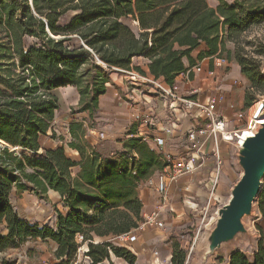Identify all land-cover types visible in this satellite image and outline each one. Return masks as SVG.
I'll list each match as a JSON object with an SVG mask.
<instances>
[{
	"label": "trees",
	"instance_id": "16d2710c",
	"mask_svg": "<svg viewBox=\"0 0 264 264\" xmlns=\"http://www.w3.org/2000/svg\"><path fill=\"white\" fill-rule=\"evenodd\" d=\"M216 1L210 8L206 0H0V225L7 230L0 235V253L49 240L61 264H72L83 244L89 264H112L111 257L135 263L126 248L94 238H117L138 227L139 188L162 171L166 159L134 130L93 147L75 126L68 148L76 158L63 146L45 147L60 109L58 90L73 87L75 113L93 119L111 69L145 77L140 65L133 66L142 59L155 81L172 87L180 74L210 57L239 66L249 109L264 96V39L246 38L264 26V0ZM68 12L74 13L69 19ZM125 19L137 24V34ZM13 189L16 199L28 193L40 201L56 192L68 213L54 209V228L22 220L10 202ZM256 205L264 219V183ZM186 256L173 243L170 264H184ZM219 264H264L263 236L251 257L233 251Z\"/></svg>",
	"mask_w": 264,
	"mask_h": 264
},
{
	"label": "crops",
	"instance_id": "0c3cea01",
	"mask_svg": "<svg viewBox=\"0 0 264 264\" xmlns=\"http://www.w3.org/2000/svg\"><path fill=\"white\" fill-rule=\"evenodd\" d=\"M206 1L210 8L217 6L216 0ZM203 49V47L198 48L196 53ZM216 59L210 57L203 59L188 69L187 79L182 80L178 76L175 81L179 84L181 96L189 98L201 106H206L213 100L215 112L234 127H238L240 122L236 120L235 114L240 112L238 110H241L243 106L244 92L239 89L235 90L233 87H241L245 80L236 63L226 62L218 67L215 64ZM138 65L145 73L143 78L149 82L144 86L132 83L129 77L118 69L109 71L110 84L107 85V92L99 102L101 112L98 115H102V117L93 118H98L102 123V129L100 128V131L94 133L93 136L86 137L94 147L98 142L120 140L127 132L134 130L136 136L147 141L150 148L161 153L167 163L175 161L188 153V132L195 122L203 124L201 118H204V115L196 110V106L184 113L171 101L165 100L162 96L157 97L158 93L154 92L152 81L163 84L162 79L155 81L148 73L146 63L142 59H134L133 66ZM65 93L71 95L70 106L78 104V95L73 87L60 88L58 90L60 109L56 115L68 105ZM113 135L116 136L115 141L111 138ZM200 141H203L202 137H200ZM212 146L213 141L209 140L202 145L201 151L210 154ZM66 153L72 158L77 157V153L73 150L70 154L67 151ZM217 154L222 161V167L213 195L208 192L210 173L213 168L211 156L194 174L167 180L163 195L157 192L158 173H155L140 186L139 199L143 218L152 213L164 197L165 208L156 218L157 227L146 228L137 233L133 242L120 243L116 238L111 237L103 240L94 238V242L107 240L115 246L126 248L135 256L134 264L157 263L154 260L156 256L159 261L164 260L170 264L173 243H179L182 247L178 240L182 236L181 231L189 229L187 232L191 233L208 206L210 209L215 205L216 200L223 198L230 189L229 185L234 175L235 147L230 143L219 141ZM10 202L15 207L20 219L32 224L47 225L51 228L55 227V208L63 215L68 213L60 195L53 191L47 193V201H40L28 193H23L20 199H16V190L13 189L10 193ZM192 204H197L198 209H190ZM6 234V224L2 223L0 235L5 236ZM56 249V244L49 240L26 242L19 249H6L0 253V264H61L54 257ZM11 252H15V254L19 252L16 254L17 258L11 263H4L2 259ZM86 252L87 245H81L75 260L82 261ZM87 262L89 264V260ZM110 262L112 264L117 262L127 264L122 259L115 257H111ZM104 264L109 263L106 261Z\"/></svg>",
	"mask_w": 264,
	"mask_h": 264
},
{
	"label": "rangeland",
	"instance_id": "374dc122",
	"mask_svg": "<svg viewBox=\"0 0 264 264\" xmlns=\"http://www.w3.org/2000/svg\"><path fill=\"white\" fill-rule=\"evenodd\" d=\"M73 15H74L73 12H68L65 18L69 19ZM122 22L128 25L132 29V31L135 34H137L136 23H134L130 19H125ZM246 38L247 40H251L253 38L264 39V26L253 29L246 35ZM262 71L264 73V65ZM148 83L149 82H146L145 84ZM145 84H142V86H144ZM155 84L156 82L152 83V85L154 86L153 89L154 92L158 93L157 97H159L161 96V93L158 91ZM246 86H247L246 82L244 81L241 87L234 86L233 88H235V90L239 89L244 92ZM64 96L65 98H67L68 105L67 107H63L62 111H59V114L56 115L51 125V128L48 131L47 137L44 139L43 144L47 148H55L56 146H63L65 150L70 154L71 149L68 148V144L72 142L71 135L72 133L75 132L73 131L72 128H74L75 126H81L78 133H80L81 130H84L85 135L91 137L93 136L94 133H98L100 131L102 123L98 120V118L97 119L89 118V116L85 113L76 114L75 110L77 106H70V102H72L71 95L69 93L68 94L65 93ZM233 97L235 98L234 95ZM258 98L256 99V102L258 101ZM254 105L255 103L249 109H244V106H242L241 110H238L240 111L238 113H240L243 116L242 118L243 124L238 123L239 126L235 128L238 129L244 128V124L251 115ZM99 110H100L99 112H101V109ZM98 116L102 117V115H98ZM113 136L111 138L113 139V141H115L116 136L114 137ZM0 146H4V144L0 143ZM234 159H235L234 175L229 185L230 189L226 192L225 196L221 199H217L215 205L211 206L210 209L208 206L206 212L204 211L202 213V216L199 218L197 225L193 227L191 233L187 232V230L189 229H183L181 231L182 236L178 240L181 243L182 248L187 252V256L184 264H219V261H226L229 255L233 251H241L247 257H251L257 248V244L261 235L264 238V219H262L260 213L257 210L256 202H254L250 207L249 213L246 216H244L241 220V224L244 227L245 232L243 234H239L233 241H231L224 247L218 249L213 256L205 259L206 244L218 220V211L227 205L231 196V190L239 181L242 175V170L237 165V159L236 158ZM263 183H264V179L262 180V185ZM208 192L210 193V190ZM214 192L215 190L213 191V193ZM213 193L212 194L210 193V195H213ZM192 208L198 209V205L194 204L192 205V207H190V209ZM260 231L262 232V234H260ZM180 234L178 235L180 236ZM18 253L19 252H16V254ZM16 254L15 252H11L10 254H7L2 259L3 262L11 263L17 258ZM154 260L155 262H157L154 264H167V262H165L164 260L159 261L157 256L155 257ZM116 264H120V262H117Z\"/></svg>",
	"mask_w": 264,
	"mask_h": 264
},
{
	"label": "built area",
	"instance_id": "2783aa9c",
	"mask_svg": "<svg viewBox=\"0 0 264 264\" xmlns=\"http://www.w3.org/2000/svg\"><path fill=\"white\" fill-rule=\"evenodd\" d=\"M225 63V60L219 58L215 61L218 67ZM119 71L128 76L132 83L145 84L148 82L145 78L134 72ZM188 74V72L182 73L179 77L185 80L188 78ZM152 83L155 82L152 81ZM155 85L165 100L171 101L173 104L177 105L184 113L191 107L196 106V110L204 115V118H201L203 119V124L201 125L199 122H195L188 132V153L175 161L168 162L162 171L158 173L156 183L157 192L163 195L167 180H174L180 176L194 174L205 162H207L208 157L211 156L213 158V168L209 178V190L212 194L217 187L222 167V161L217 154L218 142H227L234 147H238L246 137L252 136L256 132L258 126L263 122L260 118L264 116V96L259 97L258 101L255 102L253 111L244 124V128L238 129L215 112V103L213 100L206 106H201L189 98H184L181 96L179 84L176 81L172 87H168L162 83H156ZM235 118L238 122L243 124V116L240 113L235 114ZM200 137L203 138V141H200ZM209 140L213 141V146L210 154H207L201 151V147ZM158 143H160V141H158ZM164 208V197H162L160 204L156 206L152 213L142 218V222L136 229L129 234L117 237L116 240L120 243L133 242L136 239L137 233L146 228L152 229L157 227L156 218ZM78 240L80 241L81 237H79ZM87 261L88 259L83 256L82 261L75 260L72 264H88Z\"/></svg>",
	"mask_w": 264,
	"mask_h": 264
},
{
	"label": "water",
	"instance_id": "95a60500",
	"mask_svg": "<svg viewBox=\"0 0 264 264\" xmlns=\"http://www.w3.org/2000/svg\"><path fill=\"white\" fill-rule=\"evenodd\" d=\"M235 150L242 175L231 190L227 205L218 211V220L206 244L205 259L245 232L241 220L256 202L264 179V124Z\"/></svg>",
	"mask_w": 264,
	"mask_h": 264
},
{
	"label": "bare ground",
	"instance_id": "6f19581e",
	"mask_svg": "<svg viewBox=\"0 0 264 264\" xmlns=\"http://www.w3.org/2000/svg\"><path fill=\"white\" fill-rule=\"evenodd\" d=\"M260 120H262V121H263L262 123L264 124V116L261 117ZM1 143H2V142H1Z\"/></svg>",
	"mask_w": 264,
	"mask_h": 264
}]
</instances>
